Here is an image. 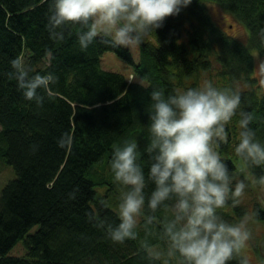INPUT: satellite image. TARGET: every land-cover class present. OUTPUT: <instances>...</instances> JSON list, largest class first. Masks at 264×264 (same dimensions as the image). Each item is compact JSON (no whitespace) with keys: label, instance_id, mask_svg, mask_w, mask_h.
Segmentation results:
<instances>
[{"label":"trees","instance_id":"16d2710c","mask_svg":"<svg viewBox=\"0 0 264 264\" xmlns=\"http://www.w3.org/2000/svg\"><path fill=\"white\" fill-rule=\"evenodd\" d=\"M207 3L248 31V46L211 21ZM51 9L52 0H0V160L15 176L0 192V264H163L148 253L156 244L148 232L164 236L162 223L168 212L161 209L155 214L158 221L149 222L152 213L142 210L139 230L146 240L137 234L135 240L112 242L106 226L118 223L119 216L95 192L105 184L98 173L111 168L113 149L128 142L138 143V160L147 173L143 150L150 143V92L161 89L172 95L210 81L241 97L217 149L233 186L244 181L239 163L254 185L264 187L256 182L264 168L247 169L234 152L241 111L252 117L250 127L264 142V91L253 77L251 56V51L264 56V0H192L178 15L165 18L152 34L155 44L141 43L138 63L128 50L106 38H97L81 51L78 25L65 28L63 39L51 38ZM105 52L130 65L132 74L103 71ZM17 56L25 58L30 75L51 71L57 77L50 91L41 90V106L26 101L18 90L10 65ZM251 193L246 187L244 194ZM254 201L242 196L239 205L229 202L218 212L233 225L247 217L264 224V207ZM20 241L26 259L8 255ZM252 250L264 264L261 247ZM229 264L245 260L237 252Z\"/></svg>","mask_w":264,"mask_h":264},{"label":"clouds","instance_id":"9594fccd","mask_svg":"<svg viewBox=\"0 0 264 264\" xmlns=\"http://www.w3.org/2000/svg\"><path fill=\"white\" fill-rule=\"evenodd\" d=\"M192 0H52L47 28L50 37L63 39L64 30L78 25L77 41L86 51L97 38L113 46L140 48L165 18L178 15ZM23 98L41 106L57 77L51 71L30 75L25 58L10 61ZM264 72V62L258 66ZM150 143L147 173L138 157L137 142L113 149L110 161L113 178L126 188L119 204V222L106 226L109 239L117 244L135 240L137 217L147 209L149 222L158 221L161 209L170 213L162 231L169 243L168 255H178L181 264H229L250 239L243 223L233 225L218 210L240 204L247 185L233 186V176L221 158L219 145L225 140L226 125L241 105L238 93L220 90L210 81L172 95L161 89L150 92ZM239 142L234 152L247 169L264 168V142L250 127L252 117L239 113ZM63 146V145H61ZM264 185V176L256 181ZM150 189V190H149ZM100 227H105L101 222ZM148 248L147 245H145ZM160 259L159 251H151ZM165 264L167 262L165 261Z\"/></svg>","mask_w":264,"mask_h":264},{"label":"rangeland","instance_id":"374dc122","mask_svg":"<svg viewBox=\"0 0 264 264\" xmlns=\"http://www.w3.org/2000/svg\"><path fill=\"white\" fill-rule=\"evenodd\" d=\"M207 13L211 21L218 26L228 37L239 41L245 46L249 45V33L248 31L231 15L221 10L217 5L213 3L206 4ZM146 41L155 44L156 41L150 35L146 38ZM123 48V47H122ZM129 51L132 60L134 63H138L140 57L139 48L127 49ZM251 56L253 59V77L256 79L258 86L261 88V91H264V72L259 71L258 66L260 63L264 62V56H261L257 51H251ZM101 69L105 72H112L121 74L125 77H129L132 74L131 66L126 62L118 58L112 52H105L101 58ZM131 80V77L129 78ZM237 169L239 175L244 179L245 184L251 190V195H243L245 201H251L252 198H255L254 202H259L264 207V187L254 185L251 181L247 171L244 169L241 164L237 163ZM110 174H113L111 168H105L103 171L98 173V177L104 180L105 184L101 187H96L95 192L98 197H101L104 204L115 212L119 216V204L122 201V197L126 188L120 183L116 182ZM15 178L14 172L12 169L7 166L2 160H0V192L4 186L12 181ZM109 182V185H106ZM142 212L137 217V227L135 229L140 239H145L144 234L139 230L141 226ZM170 213H166L164 217H169ZM245 229L250 233V239L241 247L238 251V254L243 257L245 264H259L256 254L252 250L254 246L261 247V254L264 256V224L256 223L250 220V217H247L242 221ZM240 223V224H241ZM239 225V224H238ZM37 230V227L34 228L31 233H34ZM148 235L156 240V244L148 248V253L151 255V251H159L161 253V258L158 259L163 264L165 261L167 264H181V260L175 255L169 256V243L167 238L157 234L156 232H148ZM142 242V240H141ZM10 257L26 259V251L23 247L22 242H18L16 246L8 254Z\"/></svg>","mask_w":264,"mask_h":264}]
</instances>
